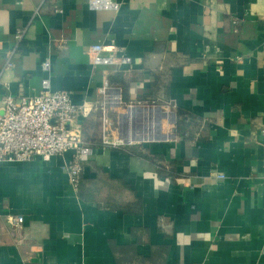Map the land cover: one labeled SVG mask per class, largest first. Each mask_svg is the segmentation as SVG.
Segmentation results:
<instances>
[{
	"label": "crops",
	"instance_id": "1",
	"mask_svg": "<svg viewBox=\"0 0 264 264\" xmlns=\"http://www.w3.org/2000/svg\"><path fill=\"white\" fill-rule=\"evenodd\" d=\"M89 1L0 0V106L48 79L94 108L76 191L70 152L0 163V264H264V0ZM101 44L130 63L93 66ZM105 80L168 137L101 148Z\"/></svg>",
	"mask_w": 264,
	"mask_h": 264
},
{
	"label": "built area",
	"instance_id": "2",
	"mask_svg": "<svg viewBox=\"0 0 264 264\" xmlns=\"http://www.w3.org/2000/svg\"><path fill=\"white\" fill-rule=\"evenodd\" d=\"M88 4L93 9L116 8L108 0H90ZM259 23L264 29V17ZM17 38L20 39L21 35ZM114 52L112 45L101 44L90 47L93 66L106 68L117 63H130L129 58L123 57L118 60ZM42 69L49 71V61L42 64ZM107 88L108 82L105 80L99 89L100 95L106 98L103 107L100 108L102 125L100 146L113 149L132 146L135 144L133 141L126 142L119 139L109 141L106 138L105 131L109 123L104 107L122 105L119 93L115 91L108 93ZM147 107L154 105L130 104L127 109L129 111L131 108ZM93 110V107L86 104L74 105L66 91L52 90L48 79L41 80L39 88L33 95L19 98L5 96L0 106V163L26 162L34 157L47 162L55 155L70 152L71 159L64 166V171L69 185L76 191L84 165L94 154V147L85 141L74 123L78 116L87 118ZM156 110L161 112L158 108ZM261 132L264 134V131ZM216 178L223 180L224 175L217 174ZM7 223L16 236L20 237L23 217L9 215Z\"/></svg>",
	"mask_w": 264,
	"mask_h": 264
},
{
	"label": "bare ground",
	"instance_id": "3",
	"mask_svg": "<svg viewBox=\"0 0 264 264\" xmlns=\"http://www.w3.org/2000/svg\"><path fill=\"white\" fill-rule=\"evenodd\" d=\"M166 113V112H164ZM142 115L147 120V124H144V127L140 130H135L131 128V124L133 123V117ZM166 118L168 121H165L167 123L170 122L167 114L165 116L161 114L159 111L155 109H134L131 108L128 111V115L123 116L121 123L123 127L125 128L126 132H123V140L126 142H131L133 140H141V141H154L158 139H165L168 137L167 134L162 135L160 133V121L162 118ZM137 122V121H136ZM137 124V123H136ZM159 134V136H158Z\"/></svg>",
	"mask_w": 264,
	"mask_h": 264
},
{
	"label": "rangeland",
	"instance_id": "4",
	"mask_svg": "<svg viewBox=\"0 0 264 264\" xmlns=\"http://www.w3.org/2000/svg\"><path fill=\"white\" fill-rule=\"evenodd\" d=\"M151 106V105H149ZM149 108H154L156 109L157 107H149ZM148 107L142 110H146L149 109ZM161 112L164 113L165 110L161 109ZM128 115V109L127 107H124L122 105L118 106V107H111L108 110V123L109 125L106 127V131H105V135L107 136L106 138H108L109 141H112L114 139H119V140H123V132L125 133L126 130L123 127L121 121H123L122 117ZM137 121V122H136ZM167 121V119H162L161 120V125H160V133L162 135H165V132H167V128H168V123L165 122ZM137 123V124H136ZM147 124V120L144 118V116L139 115V116H135L133 117V123L131 124V128L135 129V130H140L144 127V124ZM163 131V132H162ZM100 137L102 135V125H101V121H100ZM122 136V137H121ZM159 136V134H158ZM99 137V139H100ZM156 141V140H155ZM133 142L136 144H140V143H144L146 141H141V140H133ZM150 142V141H147Z\"/></svg>",
	"mask_w": 264,
	"mask_h": 264
},
{
	"label": "water",
	"instance_id": "5",
	"mask_svg": "<svg viewBox=\"0 0 264 264\" xmlns=\"http://www.w3.org/2000/svg\"><path fill=\"white\" fill-rule=\"evenodd\" d=\"M158 140H160V139H158Z\"/></svg>",
	"mask_w": 264,
	"mask_h": 264
},
{
	"label": "trees",
	"instance_id": "6",
	"mask_svg": "<svg viewBox=\"0 0 264 264\" xmlns=\"http://www.w3.org/2000/svg\"><path fill=\"white\" fill-rule=\"evenodd\" d=\"M100 144V143H99Z\"/></svg>",
	"mask_w": 264,
	"mask_h": 264
}]
</instances>
